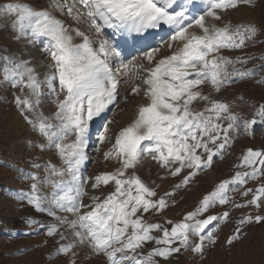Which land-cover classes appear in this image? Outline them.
Instances as JSON below:
<instances>
[{"label":"snow or ice","instance_id":"6c2138e0","mask_svg":"<svg viewBox=\"0 0 264 264\" xmlns=\"http://www.w3.org/2000/svg\"><path fill=\"white\" fill-rule=\"evenodd\" d=\"M51 6L75 26L54 12L18 0L0 4L4 21L0 27L14 33L16 41L44 38L43 51L50 57L49 71L41 79L30 60L11 53L0 56V84L19 90L14 103L42 137L33 146L41 152L54 149L60 161L57 165L34 160L31 167L43 169L44 177L15 168L31 182L29 191L21 190L16 199L53 218L48 225L32 217L26 223L45 228L47 237L56 238L55 255L67 258L68 264L94 257L104 264H166L182 251L203 260L217 242L219 225L209 226L230 217L229 211L207 214L217 205L257 210L237 221L227 238L229 246L242 239L246 225L264 223L259 211L264 209V149L253 148L241 153L233 175L204 195L181 221L162 224L146 218L162 214L170 199L175 204L178 190L213 167L215 158L223 160L238 138L252 136L254 126L264 124V102L252 106L248 117L233 111L232 102L217 98L226 87L255 74V69L237 66L255 57L224 54L243 52L257 43L261 29L254 22L233 23L227 18L241 6L254 7L255 0H52ZM164 25L171 29L166 49L153 47L127 62L104 35L105 28L142 34ZM162 51L167 54L158 58ZM259 58L264 60V55ZM122 82L130 84V92L123 96ZM45 87L54 97L52 117L39 110ZM130 97L145 101L136 106L134 118L114 136L109 120L98 137V145H111L103 159L115 160L118 166L84 176L90 123L110 106L128 104ZM145 157L165 170L161 179L184 173L173 190L158 195L154 181L146 183L136 174ZM249 181L261 183L253 189L246 187ZM107 186L113 189L107 194L88 191ZM45 187L51 191L45 193ZM236 192L251 199L235 203L230 193ZM149 244L153 246L145 252ZM17 251L25 254V249ZM48 259H53L51 253Z\"/></svg>","mask_w":264,"mask_h":264},{"label":"rangeland","instance_id":"374dc122","mask_svg":"<svg viewBox=\"0 0 264 264\" xmlns=\"http://www.w3.org/2000/svg\"><path fill=\"white\" fill-rule=\"evenodd\" d=\"M25 1L36 9L54 12L51 6L52 0H18L21 3H26ZM6 2H12V0H0V4ZM54 14L64 19L66 23L74 25L71 18L59 12H54ZM227 18L233 23L254 22L261 29L255 46H250L243 52L227 50L224 52L225 55L232 57L243 54L255 57L245 65H237L245 69H255V74L251 78L236 81L217 96L218 99L232 102L235 105L233 111L250 117L253 112L252 106L264 102V83H258L264 79V60L259 58L264 55V0H255L254 7L241 6L231 11ZM3 23L4 21L0 19V25ZM80 27L85 26L80 25ZM170 33L171 29L166 25L158 29H149L142 34L114 33L111 29H104V35L113 42L114 48L126 62L153 47L164 45L166 49L164 42ZM13 36L14 33L8 28L0 27V56L15 54L30 60L32 66L40 63L39 65L44 64L47 68L50 57L43 51V44L46 42L44 38L29 43L27 40L16 41ZM165 54H167L166 51H162L158 54V58ZM119 89L121 96L128 94L130 84L122 82ZM44 93L39 110L45 116L52 117L56 110L53 103L54 97L48 95V91ZM15 94H19L18 89L8 84H0V264H68L67 258L55 255L56 238L47 237L45 228L29 227L26 223V220L32 217L41 224L48 225L54 222L53 218L46 213L36 211L26 200L21 202L16 199L21 190L29 191L31 182L22 179L21 172H17L15 168L23 170L24 173L37 172L40 177H44L46 174L43 169H33L32 162L35 160L45 164L51 160L59 165L60 161L54 149L41 152L33 146V144L42 142V137L21 116L14 103ZM144 102L142 97H130L128 104L121 101L119 106L112 105L109 110L93 119L90 123L89 143L86 150L88 160L82 168L84 176H93L102 171H113L118 166L115 160L105 161L103 159V152L107 151L111 145H98V137L109 120L113 121L110 125V134L114 136L120 128L126 126L134 118L136 106ZM196 107H202V105H196ZM98 146L100 147L99 152L96 151ZM247 148L264 149V124L255 125L252 136L242 135L238 138L223 160L215 158L213 167L200 172L188 186L178 190L174 197L175 204H172L170 199L169 207L162 214H146L147 220L162 224L166 220L181 221L188 212L195 210L204 195L213 191L221 180L233 175L241 153ZM6 164H11L13 167H7ZM135 171L146 183L152 184L154 181L155 185L159 186L156 189L158 195L173 190L174 185L180 182L184 174L161 179L166 175L165 170L149 157H145ZM259 183L261 181H249L246 187L254 189ZM112 190L111 186L103 187L96 193L88 189L90 194L96 195H101V192L107 194ZM43 191L49 193L51 189L45 187ZM230 195L233 196L235 203H244L247 199H251V195L243 197L240 192L230 193ZM84 200L87 203L88 197L86 196ZM224 211L230 212L229 219L226 222H214L209 226L215 228L219 225V228L216 232L217 242L207 251L205 259L201 260L199 256L190 251H182L174 254L166 264H264V223L246 225L242 239L231 246L227 244V238L233 234L237 221L246 213L256 215L257 210L252 207L235 208L232 204H228L217 205L207 214L220 215ZM259 211L264 214V209ZM165 226L171 227L170 225ZM155 234L158 235V233ZM152 246L149 244L144 251L147 252ZM19 249H25V254L20 255L17 251ZM49 253L53 256L51 261L48 259ZM81 257H83V252H81ZM78 264H104V262L102 258L94 257L90 260L78 261Z\"/></svg>","mask_w":264,"mask_h":264},{"label":"bare ground","instance_id":"6f19581e","mask_svg":"<svg viewBox=\"0 0 264 264\" xmlns=\"http://www.w3.org/2000/svg\"><path fill=\"white\" fill-rule=\"evenodd\" d=\"M27 3V1H25ZM33 62V61H32ZM45 63V62H44ZM40 64V63H39ZM36 65V64H33V67L36 68L37 72L41 74V79L43 78V73L49 71V69H47L46 67H44V64L43 65ZM32 65V64H31ZM44 91H48L47 88L45 87L44 88Z\"/></svg>","mask_w":264,"mask_h":264}]
</instances>
